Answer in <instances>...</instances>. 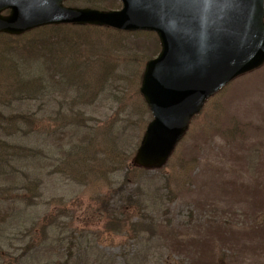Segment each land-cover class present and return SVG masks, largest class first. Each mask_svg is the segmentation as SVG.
Returning a JSON list of instances; mask_svg holds the SVG:
<instances>
[{"label": "rangeland", "instance_id": "374dc122", "mask_svg": "<svg viewBox=\"0 0 264 264\" xmlns=\"http://www.w3.org/2000/svg\"><path fill=\"white\" fill-rule=\"evenodd\" d=\"M64 5L120 6L113 0ZM69 29L84 39L77 61L59 56L54 67L48 57L28 63L25 58L40 49H24L55 30L15 41L0 37V141L15 146L7 150L9 161L29 183L26 190L11 189L12 204L0 202V217L11 218L2 225L8 234L0 238V264H62L63 248L71 251L69 264H99L100 253L111 264H264V67L210 99L166 166L145 179L143 171L132 170L127 186L115 147L128 151L132 136L140 143L152 119L140 94L149 59L132 73L142 58L137 47L152 37L91 26ZM12 116L22 123L10 126ZM25 148L32 152H20ZM129 195L137 201L133 208ZM104 200L110 202L105 208ZM112 212L126 218L119 234L105 231ZM52 217L60 229L48 222ZM135 222H143L139 234L131 230ZM61 232L69 236L62 248ZM28 234L35 246L26 259V253L18 258Z\"/></svg>", "mask_w": 264, "mask_h": 264}, {"label": "water", "instance_id": "95a60500", "mask_svg": "<svg viewBox=\"0 0 264 264\" xmlns=\"http://www.w3.org/2000/svg\"><path fill=\"white\" fill-rule=\"evenodd\" d=\"M64 1L0 0V33L71 23L156 32L162 51L147 64L141 87L154 121L134 159L143 168L167 161L210 96L264 64V0H120L115 12Z\"/></svg>", "mask_w": 264, "mask_h": 264}, {"label": "trees", "instance_id": "16d2710c", "mask_svg": "<svg viewBox=\"0 0 264 264\" xmlns=\"http://www.w3.org/2000/svg\"><path fill=\"white\" fill-rule=\"evenodd\" d=\"M114 8V6H112ZM69 28H73L75 29L76 27H69V26H58V27H44V28H40L38 30L33 31L32 33H36L42 30H48V29H52L56 31V35H52L49 37H43L40 39H34V41L31 43L34 44L32 46H29L28 49H24V52L26 51H33V48H39L40 51L36 52V57L32 56L30 58H25L27 60V62L29 63V60L33 61V62H39L40 57H48L50 58V60H47L49 65H52V67H54L55 64H57L60 61L57 60V62H55V58L57 57H61L62 59H65V55H69L72 59L71 62L75 64V62L77 61V54L79 53V49H80V41H84V39L81 38V36H79V32L75 31L72 32ZM150 36L152 37V39L148 40L146 43L149 45L150 43H152L153 45H149L150 48H154V53H156L159 49H156V44H157V37L154 34L149 33ZM0 37H4L6 39H9L10 41H15L16 39H19L17 37H12V36H6V35H0ZM155 37V38H154ZM36 44V45H35ZM154 53L148 55V58H153V55H155ZM74 59L75 62H74ZM30 61V64H32V62ZM70 62V65L67 67V69L70 67L72 63ZM61 66V67H60ZM59 66V70H62L63 66L60 65ZM30 72H31V68H30ZM36 83H31L32 87L35 89L37 87V79L35 78ZM23 88H25L27 91H30V88H26V86H24ZM38 88V87H37ZM111 97L116 100V95L111 93ZM117 101V100H116ZM79 117V116H77ZM80 119V117H79ZM113 136V134H112ZM112 141H113V137H111ZM127 140H125L124 142H126ZM130 141V140H128ZM128 143V142H127ZM129 145V149L128 151H126L124 148H120L121 146L116 147L117 151L119 149V157H117L115 159L119 160L120 163H118L120 166H122L125 169L129 170V174L125 175L124 180L125 182H128L129 179L131 178V168L133 169V166L129 164L130 159L132 157L133 151L135 149V145H133L132 143L128 144ZM12 147L15 148V146H11L9 144H7V142L4 141H0V192H2L1 195H4L7 191L11 190L12 188H18L20 186H24V189L27 188L25 182L22 180L23 179V171L21 172L18 168L16 169L14 166H12L11 162L9 161L10 157L8 156L7 150ZM25 151V150H24ZM14 155H12V157H14ZM109 161V160H108ZM115 164L114 162H110ZM119 166V167H120ZM7 168L10 169V173L7 171ZM8 175L11 179L5 178V176ZM9 182V185H11L10 187H7L6 183ZM27 185H29V183H27ZM8 195H5V197L3 199L0 200V202H2L3 204H7L9 202L8 199ZM3 200V201H2ZM131 200L132 201V197L128 198V201ZM133 203H135L133 201ZM106 202H103L102 205L105 208L106 206ZM66 211V209H61L60 214H64ZM21 212H23L21 210ZM1 215V214H0ZM123 213H118L115 214L114 212L111 213V215H107V218L109 219V221L105 224V230L109 233H114V234H119L123 231L124 227H125V223L126 222V218L122 217ZM11 218H8L6 220L5 217H0V229L3 228V231L0 232V238H2L3 235H6V228L2 227V225H5L6 223H8L10 221ZM48 222H51L52 225H56V227L59 226V229L61 228V226L59 224H57V217H52L51 219L48 220ZM137 224H133L132 230L134 232L139 231L142 227L141 224H139L138 227H136ZM8 234V233H7ZM62 232L59 233L58 237H57V242L60 245V248L63 247L64 242L67 241V239H69V236H66L65 238L62 237ZM22 233H19L16 235V238H19V241H23V246H24V240L22 239ZM27 235V234H26ZM28 236L30 237L31 234H28ZM31 238V237H30ZM33 238L30 239L29 244H27L25 246L26 252H22L19 254L18 258H23L24 254L25 257L24 259L27 258L28 255V251L30 250V248L34 245L35 246V242L34 240H32ZM2 250V247H0V252ZM83 250V246H79L78 251L79 253ZM60 254L59 257L62 258L64 255L65 261L62 264H69L70 263V255H71V251L70 249H60L59 250ZM81 254V253H80ZM101 254V253H100ZM98 256V258L100 257L99 260H101V262L99 264H111L110 259L105 257L103 254H101Z\"/></svg>", "mask_w": 264, "mask_h": 264}]
</instances>
